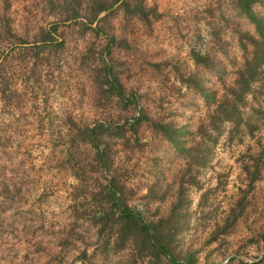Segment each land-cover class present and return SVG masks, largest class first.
Returning <instances> with one entry per match:
<instances>
[{"label": "rangeland", "instance_id": "1", "mask_svg": "<svg viewBox=\"0 0 264 264\" xmlns=\"http://www.w3.org/2000/svg\"><path fill=\"white\" fill-rule=\"evenodd\" d=\"M141 1L146 20L116 5L89 24L88 0H0V264H81L96 250L95 228L72 212L76 180L61 158L67 152L89 162L90 150L76 142L78 128H108L102 143L114 172H102V182L117 174L129 202L149 206V215L168 208L143 198L150 184L169 187L172 200L189 176L182 156L150 122L141 123L137 136L123 130L125 137H116L114 130L141 111L152 122L194 130L210 108L193 82L219 96L234 81L230 58L242 61L236 30L254 34V25L231 0ZM47 32L51 40L43 43ZM193 51L225 65L223 81L197 65ZM106 63L117 79L113 89L104 85ZM250 107L256 110L245 114L250 131L242 128L230 140L226 125L198 175L200 189L185 187L189 223L179 247L194 251L196 264H264V93L250 97ZM233 213L239 216L227 225ZM123 257L91 259L117 264Z\"/></svg>", "mask_w": 264, "mask_h": 264}, {"label": "trees", "instance_id": "2", "mask_svg": "<svg viewBox=\"0 0 264 264\" xmlns=\"http://www.w3.org/2000/svg\"><path fill=\"white\" fill-rule=\"evenodd\" d=\"M231 3L238 14L254 25L255 33L236 30L237 46L241 51L242 61L237 63L234 56L230 58L229 64L232 67L234 81L230 85H222V93L219 96L215 91L209 92L200 80L193 82L192 88L201 95L210 108L200 124L194 130H190L188 126H178L170 121L152 122L141 111L138 116L127 120V127L121 126L114 130L116 137L124 138L126 134L123 130L137 136L141 123L150 122L151 130L159 133L184 159L189 176L179 184L172 200L166 199V189L169 187H161L159 182L150 184L147 195L143 197L146 200L151 199L153 204L162 205L168 202L165 214L149 215V206L131 204L126 195V184L117 174L109 176L107 181L102 182L100 177L102 172L106 174L109 171L114 172L111 152L102 143V133L108 129L104 124L78 128L76 142L79 148L82 146L83 150H90V156H86L89 162H84L81 157H74L72 153L62 154L61 158L72 165L70 169L76 180L71 194L75 202L72 207L75 219L86 217L96 232V250L87 262L83 261L81 264H95L91 258H106L112 254L124 255L117 264H196L195 252L183 251L179 247L180 234L183 227L189 223V189L185 187L191 184L198 186L200 183L198 175L208 165L211 152L222 137L226 125H230L227 132L230 140L236 137L235 133L242 128L243 130L249 128L250 131V117H245L247 111L256 112L250 107V97L252 99L257 93H264V0H231ZM116 5L125 13L139 16L141 20L148 19V10L141 0H88L89 24L102 21L105 15L101 18L99 16L107 15ZM258 7L260 11L257 10ZM72 13L73 16L77 15L76 11ZM66 19H69L68 15ZM8 29H11V24H8ZM2 30L3 25L0 21V35ZM51 35L50 32L44 33L41 41L47 43L51 40ZM105 50L106 54H109V46ZM226 50H222L223 53L226 54ZM192 58L197 65L209 67L216 77L223 81L222 75L227 71L226 66L216 58L195 51L192 52ZM103 71L104 85L113 89L117 79L112 73V68L106 63ZM2 86L3 78L0 74V87ZM134 141V144H138L139 137ZM245 169L247 173L250 172L249 167L246 166ZM257 172L255 168L254 173ZM253 187V183L250 182L247 191ZM207 195L203 192L200 196ZM242 196H246V193L243 192ZM243 203L244 198L237 206L240 207ZM238 216L239 214L234 213L227 216V225L229 222H235ZM82 257L88 256L84 252Z\"/></svg>", "mask_w": 264, "mask_h": 264}]
</instances>
